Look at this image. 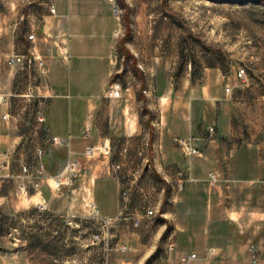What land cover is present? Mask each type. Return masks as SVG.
<instances>
[{
  "label": "rangeland",
  "instance_id": "rangeland-1",
  "mask_svg": "<svg viewBox=\"0 0 264 264\" xmlns=\"http://www.w3.org/2000/svg\"><path fill=\"white\" fill-rule=\"evenodd\" d=\"M107 1L114 72L90 139L109 154L88 156V137L71 150L45 129L46 104L37 94L45 64L29 52L28 26L36 14L54 15L53 8L47 0H0V76L14 71L11 93L0 92V136L7 140L0 143V252L21 254L27 264H165L169 212L183 194L177 189L183 177L162 155L177 148L180 164L197 160L176 139L192 140L200 155L216 140L226 151L264 161V0ZM16 56L22 63H11ZM99 80L97 74L94 96ZM114 83L121 96L108 98ZM86 115L80 105L68 120ZM74 162L76 178L57 189L52 179ZM148 209L154 217L134 228L133 217ZM121 246L128 251L119 252ZM261 246L257 261H264Z\"/></svg>",
  "mask_w": 264,
  "mask_h": 264
},
{
  "label": "crops",
  "instance_id": "crops-1",
  "mask_svg": "<svg viewBox=\"0 0 264 264\" xmlns=\"http://www.w3.org/2000/svg\"><path fill=\"white\" fill-rule=\"evenodd\" d=\"M46 6L55 14L45 11L32 17L28 27L34 38L28 47L45 64L43 83L37 88L46 104L45 129L72 150L79 139L84 140V133H88L87 140L91 138L94 112L106 104L102 93L114 72L115 23L107 0H47ZM7 74L0 76L4 95L11 93L14 71ZM97 74L100 80L94 92H100L94 96L91 90ZM128 98L130 103L133 97ZM80 105L87 115L77 123L69 121L68 115L77 113ZM217 137H221L219 129ZM93 141L87 146H96ZM0 143L7 144L2 135ZM176 150L162 155V162L176 167L183 177V194L169 212L172 251L165 264H264L254 261L258 253L262 255L264 242V161L247 151V156L236 149L226 151L216 140L199 157L189 156L196 161L184 165L177 160ZM160 153L156 158L159 167ZM131 158L136 161L138 156L133 152ZM210 174H216L215 185L208 180ZM48 183L42 182V193ZM192 254L195 259H190ZM0 264L27 262L21 254L0 252Z\"/></svg>",
  "mask_w": 264,
  "mask_h": 264
},
{
  "label": "built area",
  "instance_id": "built-area-1",
  "mask_svg": "<svg viewBox=\"0 0 264 264\" xmlns=\"http://www.w3.org/2000/svg\"><path fill=\"white\" fill-rule=\"evenodd\" d=\"M50 12L52 14L55 13V10L54 9H51ZM114 13L117 15L118 14V10L115 9L114 10ZM34 36L33 35H30L28 36V40H33ZM22 59L21 57H14L12 60H11V63L13 64H17V63H22ZM36 59V58H35ZM29 63H31V60H29ZM42 62H40V67L42 68ZM42 73H45V70L42 68ZM238 77L243 79L245 77V73L243 70H240L239 73H238ZM229 92V90H227ZM121 92H122V88L120 87V85L118 83H114L113 85L110 86V89L107 93V96L108 98H119L121 96ZM39 114V117H38V121L39 122H43L44 121V116ZM212 131V130H211ZM88 136V133H84V137H87ZM53 142H57V139L56 138H53ZM177 145L188 155L190 156H199V152L197 150V148L194 146V143L192 142V140L190 139H179L177 140ZM39 152V156L41 157L42 156V152L41 150H38ZM97 151H99L100 153H103V154H109V149L106 145L102 146V147H95V146H92V147H89L85 150V154L88 155V156H92L93 154H95ZM75 162L72 163V164H69V165H66V167L64 168V170L58 175L56 176L54 179H52V182L54 184V186L58 189L60 187H62L63 185L65 184H68L73 178H76V172H75ZM21 169H22V173L23 175L26 177L28 174H29V169L27 166H21ZM116 169H119L118 167H116ZM2 178V176L0 177V179ZM39 179V181H38ZM209 182L210 184L212 185H215L218 180H217V177H216V174H210L209 177ZM39 184H40V177L39 178H34L33 180V184H32V187L33 189H36L39 187ZM264 184V182H263ZM24 187V186H23ZM25 189V187H24ZM23 189V190H24ZM178 191H182V184L178 185L177 187ZM122 196L125 197L126 196V193L123 192L122 193ZM123 201H125L126 198H122ZM123 204V203H122ZM121 204V205H122ZM38 208L41 210V211H44L45 208H44V204H40L38 206ZM154 217V211L152 209H148L145 211L144 213V216L140 217V216H137V217H133V222H132V225L134 228H139L141 225H142V221L144 218L146 219H150ZM96 241L99 242V236H96ZM119 252L121 253H125L128 251V249L125 247V246H121L117 249ZM172 251V248L169 246L168 248V254ZM196 258V255L192 254L190 256V259H195ZM254 261H257L256 258H254ZM103 264H108L107 262V259L106 261L103 263Z\"/></svg>",
  "mask_w": 264,
  "mask_h": 264
},
{
  "label": "trees",
  "instance_id": "trees-1",
  "mask_svg": "<svg viewBox=\"0 0 264 264\" xmlns=\"http://www.w3.org/2000/svg\"><path fill=\"white\" fill-rule=\"evenodd\" d=\"M134 72H135V73H138V72H139V70H138L137 68H135Z\"/></svg>",
  "mask_w": 264,
  "mask_h": 264
}]
</instances>
